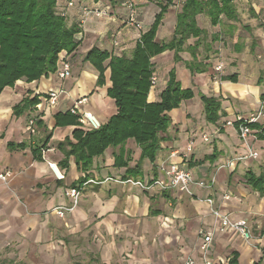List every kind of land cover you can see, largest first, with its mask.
I'll return each instance as SVG.
<instances>
[{
	"label": "crops",
	"instance_id": "1",
	"mask_svg": "<svg viewBox=\"0 0 264 264\" xmlns=\"http://www.w3.org/2000/svg\"><path fill=\"white\" fill-rule=\"evenodd\" d=\"M68 1L57 0V5L59 9L67 10L68 25H77L80 29L77 36L82 37L77 50L64 53L71 64L72 77L61 83L55 73L32 83L20 81L13 88H5L0 95V174L11 173L7 181L0 179V264H81L84 261L77 259L83 256L84 251L92 259L90 264H186L189 258L195 264H202L198 230L202 226L210 227L214 222L211 207L205 201L207 191L196 189V198L177 192L157 191L155 195L154 189L145 191L132 184L105 180L110 177L123 180L151 178L157 175L158 163H179L188 141L196 139L193 137L195 134L200 137L196 142L208 144L200 136L206 133L212 142L209 143V150L203 157H198L195 148L189 166L191 162L196 163L190 168L198 179L211 178L217 174L215 207L225 210L228 209L225 206L230 205V212L234 211L233 207L240 209L238 201L223 200V194L231 190L226 184L227 180H223L224 173L218 174L221 170L218 167L231 160L226 147L233 151L235 147H245L242 140L238 144L233 139L238 135L236 129L227 127L225 122L236 115L257 111L262 103L264 79L257 77L254 80L245 71L264 72L259 63L264 61H248L244 64V54L240 57L238 44L244 37L243 31L251 30L249 39L258 40L264 48V0H233L237 19L228 20L223 16L218 26L212 25L210 28H206L207 15L197 16L198 26L207 31L197 55L198 61L202 62L201 50L204 46L207 48L206 59L203 58V63L209 67L207 72L193 74L187 68L185 62L193 60L189 50L181 53L185 62L178 63L174 61V52L167 51V60L173 64L176 74L178 67L185 70L184 74L177 75L183 88L192 89L195 97L182 103L185 108L183 117L176 121L172 119L171 128L163 136L162 149L156 161L152 163L145 160L141 174L137 177L126 175L128 168H133L140 158L136 162L129 160V147H124V159L129 160L128 167L115 166V157L120 153V148L108 149L104 155L94 158L90 170L86 172L79 169L74 156L65 162V155L58 148L59 143L66 138L76 143L73 133L77 129L85 131V128L81 125L58 127L55 116L66 113L77 99L83 97L88 100L84 108L103 123L116 113L115 102L108 97V89L112 85L110 70L105 72L104 86L99 87L98 71L84 58L94 47L114 56L130 57L141 34L153 24L155 15L160 11H157L160 2H156V5L145 1L142 7H137L139 20L145 29L138 31L125 26L128 14L123 6L125 0H77L74 7H67ZM85 5L111 6L113 17L100 20L85 16L82 11ZM178 12L168 11L165 14L157 32V42L168 43L172 40ZM166 21L169 23L166 24ZM163 30L165 33L162 38ZM113 36L118 38L119 47H114ZM197 40L189 39L185 47L194 46ZM259 48L262 51V47ZM157 58L160 60L161 55ZM220 62L224 70L216 72L214 67ZM233 74L238 75V83L223 80ZM167 80L168 77L164 80V88ZM53 88H59L64 93L58 105L51 109L45 106V99ZM202 94L222 100L221 118L214 124L216 129L211 134L207 125L201 123L198 127L197 121L190 116L189 110L192 111V108L203 110ZM36 96L39 98L38 104L20 116L14 114V108L26 97L34 99ZM157 96V90H151L148 101H156ZM33 116L38 118V132L31 136L27 124ZM201 116L205 119L204 113ZM205 123L209 124L206 120ZM214 148L219 152L218 159L203 163ZM50 164L57 166L63 179L57 177ZM89 180L104 183H90L92 185L82 190L74 209L65 217H58L56 208L73 204V200L66 196V191ZM238 210L234 211L236 218L249 219L250 216ZM251 210V214L256 213L255 207ZM263 241L256 240L252 246L234 233L218 235L213 242L210 258L215 264H233L231 260L236 252V264H254L260 260L254 247Z\"/></svg>",
	"mask_w": 264,
	"mask_h": 264
},
{
	"label": "trees",
	"instance_id": "2",
	"mask_svg": "<svg viewBox=\"0 0 264 264\" xmlns=\"http://www.w3.org/2000/svg\"><path fill=\"white\" fill-rule=\"evenodd\" d=\"M174 1L166 0V4H158L160 11L155 15L150 28L141 34L130 57L114 56L96 47L87 53L84 60L91 63L99 73L97 86H104L105 72L110 70L112 85L108 89V97L114 100L117 110L98 130H75L73 136L76 143L69 138L59 143L58 148L64 153L65 162L74 156L79 169L86 172L90 170L94 158L104 155L109 148H120V153L115 157V166L128 167L129 160L124 159V146L129 140H134L141 147L142 154L140 162L136 167L128 168L126 175L140 176L142 161H155L162 149V134H166L172 125L169 111L180 107L184 101L192 100L195 94L192 89L183 88L175 69H172L161 94V101L149 102V94L155 87L151 83L155 73L153 59L173 51L176 63L185 62L181 53L189 50L193 60L185 62L187 68L193 74L205 73L208 67L198 61L197 55L207 31L198 26L197 16L207 15L213 26H218L223 16L228 20H236L238 17L233 0H180L182 7L176 17L174 36L168 43H159L156 40L157 32L168 7ZM79 33L77 25H68V12L59 9L57 0H0V95L5 88L14 87L20 80L32 83L55 74L59 55L62 52L73 53L81 44L82 40L76 37ZM191 38L198 40L194 46L186 48ZM208 49L211 50V47ZM223 80L238 83V75L233 74ZM261 100L264 101V94ZM201 101L206 121L216 124L221 118L222 100L202 94ZM38 102L37 96L34 99L27 97L14 108V114L20 116ZM55 120L58 127L79 125L77 117L69 111L57 114ZM249 126L260 127L257 124ZM258 137L264 140V128ZM218 157L219 152L214 148L212 154L202 162H215ZM194 164L191 162L190 166ZM247 182L264 197L263 175L256 177L250 171ZM233 254L231 262L236 264L238 254ZM263 262L264 256L254 264Z\"/></svg>",
	"mask_w": 264,
	"mask_h": 264
},
{
	"label": "built area",
	"instance_id": "3",
	"mask_svg": "<svg viewBox=\"0 0 264 264\" xmlns=\"http://www.w3.org/2000/svg\"><path fill=\"white\" fill-rule=\"evenodd\" d=\"M243 1V0H240ZM77 0H69L68 7H74ZM124 8L127 10V19L125 24L129 28L136 29L138 31H143V23L139 20V14L137 11V4L134 0H125L123 3ZM82 11L85 16H93L97 19H108L110 20L112 15L111 6H82ZM64 16L65 13H62ZM82 35V34H81ZM77 39L82 40V37L76 36ZM114 47H119L120 43L116 36H113ZM216 72H222L224 70L223 63H218L215 66ZM58 80L62 83L72 77V67L70 62L64 57H61L58 62V69L56 72ZM158 81L157 76L153 75L151 83L156 86ZM64 93L59 88H53L46 94L45 101L50 107L55 108L60 100V96ZM88 103L86 97L77 99L72 107L68 110L72 115L76 116L79 124L85 127L86 131L98 130L102 127L103 122L92 112L87 111L84 106ZM257 124L259 128H251L249 125ZM227 127H233L236 129L237 134L246 146L247 153L242 155V158L257 160L259 154L257 151L249 147V141L251 139H257L256 135L261 133L264 128V101L257 111H253L248 115H236L234 119L225 122ZM87 128V129H86ZM27 131L31 136L37 134V129L35 126V120L31 118L27 124ZM202 141L205 143H210V136L206 133L201 134ZM195 139H190L186 144L183 152L181 153L182 160L177 163L170 161L168 163H163L161 165V174L147 178L146 180H136L128 178L123 180L121 178H107L105 181H112L120 184H132L134 186L140 187L145 191H150L152 189H157L160 192H177L180 195H187L196 198V189H201L208 192L205 198L206 203L211 207V215L214 219L213 225L210 227L202 226L198 231V236L200 238L201 260L202 264H215L211 258V248L215 237L218 235H224L229 233H234L237 237L247 243L252 245L256 240L260 242L264 239V224L254 223L248 218H236L230 212L223 210L220 207H215L216 197H215V186L217 184V177L214 175L211 178L198 179L194 171L190 168L189 163L191 160V155L195 149ZM238 160H241L239 158ZM237 160V161H238ZM232 159L228 160L225 165L218 167V170L224 168H230L233 165ZM51 169L57 174V177L63 179L64 176L60 174L59 169L56 165L50 164ZM217 170V171H218ZM11 177L10 172L0 174V179L7 181ZM93 183H98V181H91ZM89 183V182H88ZM102 183V182H99ZM80 194L79 188H71L66 191V196L73 200L71 206H60L56 208V213L59 217H65L67 213L71 212L74 207L78 204V196ZM234 199V194L231 191H226L223 194V200L228 202ZM255 231H258L256 235ZM186 264H195L193 259H188Z\"/></svg>",
	"mask_w": 264,
	"mask_h": 264
},
{
	"label": "rangeland",
	"instance_id": "4",
	"mask_svg": "<svg viewBox=\"0 0 264 264\" xmlns=\"http://www.w3.org/2000/svg\"><path fill=\"white\" fill-rule=\"evenodd\" d=\"M134 1L137 4V7H142V3H144L145 1H150L151 3H154L156 5H157L156 2H160V3L166 4V0H134ZM181 6H182L181 1L180 0H175L174 3H173V5H171V6L168 7V11H170L171 13L178 12V11H180ZM157 9H158L157 11H159V8H157ZM101 20H104V19H101ZM166 20H167V18H166ZM168 23L169 22L166 21V24H168ZM166 24H165V27L164 28H166ZM242 24H243V21H242ZM125 26H127V25L125 24ZM206 26H207L206 28L212 27V24H211V21H210V18L209 17H208V24ZM144 30L145 29H143V31ZM249 32L252 34V31L251 30ZM249 32H244L243 31V36L245 37V39H243L244 38L243 37L240 40L239 44H238V47H239L240 53H241V56L240 57H242V55L244 54L243 55V59H244L243 62H244V64L246 62H248V61L249 62L256 61L257 63H258V60L259 61H264V53H263L264 48H263V46L261 45L260 42H258V40L249 39V37H248L249 36L248 35ZM164 33H165V30L162 31V38H163ZM167 41L168 40H166V42ZM161 42H163V41H161ZM252 43H253V45H251ZM259 47H262V51L260 50L261 48H259ZM205 49H207V48H205V46H204V49L201 50V51H203L202 62L204 61L203 58L206 57V53L208 52V50L206 51ZM64 53L65 52H62L59 55V59L61 57H64V59H67V55L64 54ZM131 55H132V53H131ZM168 56H169L168 55V52H165V53L161 54L160 60H159V58H157L158 57L157 56L156 58H154L155 62L153 61L155 63V73H154V76L156 75L157 78L159 79V81L156 83V86L154 87V90H157V92H158L157 100L154 101V102H160L161 101V94H162L163 90L165 89L163 87L164 80L168 77L169 72L172 69H175L174 66H173V64L172 63L170 64L169 61L167 60ZM259 63H261L260 64V68L261 69L262 68L264 69V64H263L264 62H259ZM207 67H208V64H207ZM208 69H209V67H208ZM214 70H215V67H214ZM184 71H185L184 69H182L181 67H178L177 75H178V73L179 74H184ZM253 71L254 70L248 69L245 72H246V74H251V76L254 78V80H256L257 77L258 78H261V79H264V72L263 71H261L259 73H258V71L255 72V73ZM20 81H23L24 83H27L25 79L20 80ZM20 81H18V82H20ZM242 81H243V79H242ZM18 82H16L15 86L17 85ZM10 88H13V87H10ZM151 90H153V88ZM148 99H149V97H148ZM261 102L263 103V100H261ZM262 103L260 105H262ZM45 106L48 107V108L53 109V107H50L47 104L46 101H45ZM192 109H193L192 111H191V109L189 110L191 112L190 113V116L192 117L193 120L197 121L198 127H199V124L202 123L204 126L207 125V127H208L207 130H208V132L210 134L213 133V131H215V129H216L215 125L214 124L211 125L210 123L209 124H206L205 123V120L206 119H204L201 116V113H204L203 112L204 111V108H203V110H201L200 108H192ZM184 113H185V108L182 107V104H181L180 107L174 108L171 111H169V115L173 119V121H176V119L178 120L179 117H183V114ZM31 118H33L35 120V126H36V124L38 122L37 116H33ZM79 125H81V124H79ZM81 127H84V126L81 125ZM164 135H165V133L162 134V136H164ZM258 135L259 134L256 135L257 139H254V138L251 139L252 138L251 137L250 138V141H249V144H248L249 147H251L253 150H255V151L258 152L259 158L257 160L245 159V158H242L241 157L242 155H245L247 153V149H245L246 146L245 147L244 146L243 147H235V150L234 151L231 150L230 147H226V153L230 156V159H232V161H234L233 162V165L230 168L221 169L219 173H218V171L216 173H218L219 175L221 173L222 174L224 173L223 180H227L226 181V184L228 183L229 189L234 193V199H232V200L233 201H238L239 202L238 205H241L240 206V209L237 208V207H233L234 211H235V209L236 210L239 209L238 210L239 213H241V212L246 213V215L248 217L250 216L249 219L253 222V224L254 223L264 224V197H261L258 192L254 191L251 188L250 184L247 182V175H248V173L250 171H252L256 175V177H259L260 175H263L264 176V140H259ZM193 137L196 138L197 140L200 138L199 137V134L198 135L195 134ZM233 139H235L238 142V144L240 143L239 140H241V139H240L239 135H237ZM210 144H212V142ZM210 144L209 143L208 144H202L199 141L198 142H195V148H196V154H197V156L198 157L199 156L200 157H203L204 154L209 150V148H210L209 145ZM124 147H129V150H127L129 152V155H128V157L130 158L129 160L134 161V162H136V160H138V159L140 160V158H138V157H141L142 149H141V147H139L135 143L134 140H129ZM109 149H111V148H109ZM139 153H140V155H138ZM239 158H241V160H238ZM156 159H157V156H156ZM156 159H155V161H156ZM149 162H151V161H149ZM154 162H152V163H154ZM144 163H145V160H143L141 164L143 165ZM162 164L163 163H158L157 164V167L158 168H156V170H157L156 171V174H159L161 172V168L160 167H161ZM136 165H134V167H136ZM191 168H193V166H191ZM227 169H229V170H227ZM230 169H232L233 171H230ZM216 177H217V174H216ZM145 179H143V180H145ZM91 181H93V180L86 181L85 183L82 184L81 187H79L80 194L78 196V202H79V198L82 195V193H81L82 190L85 187H87L89 185H92V184H90V183H93ZM103 183L104 182H102V183H99L98 182L97 184L98 185L99 184L101 185ZM157 191L160 192L157 189H154L153 190V192L155 193V195L158 193ZM182 196H187V195H182ZM188 197H190V196H188ZM228 202H230V201H228ZM225 207L228 208V209H225V210L227 212H230L229 209H230V207L232 208V206L227 205ZM252 207L253 208L255 207V209H256V211H254V213L256 212L255 214H251L252 213V210H251ZM234 211H231L230 213L235 216L236 214L234 213ZM60 218H63V217H60ZM255 233L257 235L258 234V231H255ZM254 248L257 249L256 251H257V254H258V257L259 258H261V257L264 256V241L261 244L255 246ZM82 255L83 256L80 259H77V261H84V262H80L81 264H90V262H91L92 259L87 256V251H84L82 253ZM263 264H264V262H263Z\"/></svg>",
	"mask_w": 264,
	"mask_h": 264
}]
</instances>
